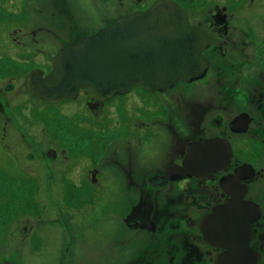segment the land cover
Masks as SVG:
<instances>
[{
	"label": "flooded vegetation",
	"instance_id": "1",
	"mask_svg": "<svg viewBox=\"0 0 264 264\" xmlns=\"http://www.w3.org/2000/svg\"><path fill=\"white\" fill-rule=\"evenodd\" d=\"M106 1L121 7L127 0ZM129 1V11L106 16L103 13L94 22H112L145 10L156 0ZM172 1L185 13L188 26L199 28L207 39L201 51L206 63L204 72L188 82L177 81L163 92L151 93L134 85L125 94L112 97L121 98L135 89L154 99L149 105L153 118L149 125L163 129L158 134L162 136L164 132L170 141L154 166L136 167L129 149L117 152L116 142L106 138L114 133L125 138L134 136L135 116L122 111L121 100L116 106H107L118 115L116 122L115 118H106V104L112 99L89 101L85 92L78 89L71 99L51 104L26 92L24 80L30 71L45 76L58 49L105 26L91 30L82 26L83 15L70 0H0V42L4 43L0 48V142L7 127L17 133L21 128L8 111L11 99L7 98L12 93L25 97L14 106L15 112L20 113L18 118L24 119L27 105L33 119L41 113L47 119L46 111L63 117L68 146L39 150L40 160L47 168L48 161L61 156L72 161L62 178L67 186L92 188L85 203L88 207L102 200L103 195L96 196L94 187L104 180L122 184L127 192L120 201L114 229L118 230L114 240L119 244L120 259L112 264H264V18H259L264 14V3L260 8L253 5L254 0H224L219 4L216 0H203L202 12H195L185 0ZM99 6L104 3L97 4L96 9ZM247 9L252 18H235L240 10L246 15ZM257 12L259 17L253 18ZM65 20L72 23L60 37V32L56 34L60 29L57 22ZM37 22L52 24L48 29ZM40 31H48L52 40L60 38L65 44L46 48L39 43ZM8 45L11 50L6 49ZM177 86V92L184 93L175 100L159 96ZM74 102L78 105L73 114L67 117L59 113L61 108L72 111ZM173 106L177 115L172 114ZM79 109L85 114L75 115ZM153 109L164 113L155 114ZM27 113L31 115L28 109ZM73 116L74 125L69 120ZM116 126L121 132L112 131ZM139 132L140 138L151 139L152 132ZM79 138L85 140V146L75 141ZM0 146L6 149V145ZM109 146L113 148L112 156L108 155ZM84 158L88 159L86 165ZM78 168V176L68 175ZM106 169L112 170V176L103 180ZM28 176L21 184L32 181ZM8 179L17 183L21 180L20 176ZM72 243L71 240L65 247ZM59 259L62 263L65 256L61 254Z\"/></svg>",
	"mask_w": 264,
	"mask_h": 264
},
{
	"label": "rangeland",
	"instance_id": "2",
	"mask_svg": "<svg viewBox=\"0 0 264 264\" xmlns=\"http://www.w3.org/2000/svg\"><path fill=\"white\" fill-rule=\"evenodd\" d=\"M151 1L154 0H149V3ZM195 1L185 0V2L192 4L193 11L202 12L200 8L203 0ZM258 1L259 3L254 0L253 5L257 4L258 7L262 8L260 4L264 3V0ZM70 2L74 7L77 6L79 9L77 11L83 15L82 26L88 27L89 30L111 23L107 20L106 22H94L93 19L97 16L103 13L105 16L118 14L119 12L124 13L132 8L129 0L122 2L121 7L113 3L114 1L109 3L106 0H70ZM99 3H104V6H99L96 9ZM215 3H224V0H216ZM255 15L259 17L260 14L258 12L254 13L253 18L256 17ZM235 18L249 19L252 16H250L249 9H247L246 15L240 10L236 13ZM259 18H264V14H261ZM37 23L40 24L39 26L48 29L52 24V22ZM71 23L66 20L57 22V27L59 26L60 29L56 30V34L60 32L58 36L62 37L68 31ZM38 35L40 36L39 43L48 49L65 44V42L60 41V38L52 40L53 37L50 36L51 34L48 31H40ZM1 47H4L2 42H0ZM6 49L11 50V46L8 45ZM178 90L177 86L176 89L164 92L159 96L167 100H175L178 94L184 93L183 90L177 92ZM139 95L141 93L133 89L123 97H115L106 104V108H108L110 105L116 106L120 100L122 101V111L125 114L135 116L137 127L133 131L134 136L129 138L126 136L125 138L117 136L113 132L112 136H106V138L111 143L116 142L114 147H117V152L124 153L125 148L129 149L133 155L134 163L137 165L136 167L141 165L144 168L155 165L160 158V151L162 148L167 147V143L169 144L170 141L164 132L162 136L158 134L163 129L157 127L152 129L149 125L150 120L153 119L151 117L152 108L149 105L153 103L154 99L151 96L148 98L143 94ZM8 96V101L11 99L8 111L14 115L15 122L23 130L20 128V132L17 133L12 127H7L2 143L0 142V145H6V149L0 146V177L5 176L7 179L6 182L4 177L0 178V261H8L14 264H112L115 261L117 262L120 259V252L117 248L119 244L114 240V234L118 230L114 231V229L117 222V213L120 209L119 206L121 205L120 201L127 192L122 184H111L104 180L111 178L112 173L109 171L112 170L106 169L104 182L100 186L96 185L94 187L96 196L98 194L103 195L102 200L94 207H88L85 203L90 197L92 188L79 185L67 186L62 178L66 175L65 169L68 164H72V161H66L61 156L60 159L55 161H48L47 168V164L39 157V150H47L53 147L63 149L64 146H68L67 123L63 121L61 115H67V117L71 115L78 103L74 102L70 106L72 110L70 112H66L64 108H61L62 110L59 111L61 115L59 116L62 118L53 116L49 111H46L47 119L43 115L44 113L39 114L37 119H33L30 105H27L31 115H27L26 109L24 111L26 116L21 119L18 118L20 113L15 112L14 106L16 103L24 101V95L19 94L17 96L12 93ZM41 108L42 106L39 107V109ZM113 109V107L108 108L109 113L106 118H110V121L115 118L114 121L117 122L119 117L117 114H113ZM78 111L74 112L75 115L77 113L80 115L85 114L80 109ZM153 111L158 115L164 113V110L158 112V110L153 109ZM41 112L44 111L41 110ZM172 114L177 115L175 106L172 107ZM27 117H31L28 122L25 121ZM73 117L69 118L70 122L76 119ZM74 122L72 121L71 124L74 125ZM88 124H91V120ZM84 126L88 127L86 124ZM119 128V126L113 127L112 131ZM140 130L141 133L152 132L151 139L147 137L140 138ZM118 132H121V129ZM135 132L137 136H135ZM60 141L63 144H60ZM70 141H72V138ZM75 141L80 143V146L86 145H83L82 141L85 140L82 138L75 139ZM108 148L105 149H108V155L112 156L113 148L111 146ZM76 161L79 162L80 159H76ZM87 163L88 159L84 158L83 164L86 165ZM79 173L78 168L68 173V175L75 178ZM28 175H31L33 182L29 181L28 184H21V182H25ZM14 176H20L19 183L12 182L11 177ZM8 178L11 181L8 182ZM83 205L87 207L84 206L83 208ZM106 229L107 231L104 233ZM71 240L73 243L69 248H66L65 245ZM61 254L66 259L62 263L59 259Z\"/></svg>",
	"mask_w": 264,
	"mask_h": 264
},
{
	"label": "water",
	"instance_id": "3",
	"mask_svg": "<svg viewBox=\"0 0 264 264\" xmlns=\"http://www.w3.org/2000/svg\"><path fill=\"white\" fill-rule=\"evenodd\" d=\"M206 43L199 28L188 26L177 3L156 0L145 10L118 17L58 49L50 72L41 76L30 71L24 87L32 97L51 104L72 98L78 89L89 101L123 95L134 85L151 93L163 92L177 81L188 82L204 72L201 51Z\"/></svg>",
	"mask_w": 264,
	"mask_h": 264
},
{
	"label": "bare ground",
	"instance_id": "4",
	"mask_svg": "<svg viewBox=\"0 0 264 264\" xmlns=\"http://www.w3.org/2000/svg\"><path fill=\"white\" fill-rule=\"evenodd\" d=\"M71 99V98H70ZM112 99V98H111ZM44 101V100H43ZM63 102V101H62Z\"/></svg>",
	"mask_w": 264,
	"mask_h": 264
},
{
	"label": "trees",
	"instance_id": "5",
	"mask_svg": "<svg viewBox=\"0 0 264 264\" xmlns=\"http://www.w3.org/2000/svg\"><path fill=\"white\" fill-rule=\"evenodd\" d=\"M2 179V177H0Z\"/></svg>",
	"mask_w": 264,
	"mask_h": 264
}]
</instances>
